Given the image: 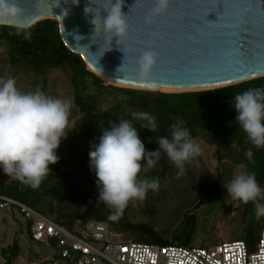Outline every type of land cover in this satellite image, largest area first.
Instances as JSON below:
<instances>
[{"label": "trees", "instance_id": "trees-1", "mask_svg": "<svg viewBox=\"0 0 264 264\" xmlns=\"http://www.w3.org/2000/svg\"><path fill=\"white\" fill-rule=\"evenodd\" d=\"M18 31L20 35H16ZM25 31L31 33L30 39L24 38ZM54 72L64 75L61 94L65 93L66 98L73 100L69 131L56 150L60 159L55 165H50L51 171L39 188L33 189L13 179L0 183V194L23 203L60 226L71 228L77 218H84L106 222L111 231L133 242L182 247L189 243L191 231L176 226L169 230L158 227L161 214L157 206L160 201L157 194L159 189L150 190L142 201L129 202L116 219L111 218L114 210L98 200L97 178L90 170L88 153L90 145L99 142L102 131L110 128V122L118 124L119 120H131L147 151L158 148L156 137L170 138V126L174 123L187 128L191 138L195 139L199 131L220 122L227 125L228 132L238 131L241 134L235 141L241 156L249 148L254 158L258 152L264 151V148H255L248 141L246 133L236 121L237 113L232 104L236 94L252 88H264V77L219 89L187 93L104 86L96 75L87 70L80 56L71 54L64 46L56 21L43 20L28 29L0 26V78L14 77L22 92H32L39 87L45 94L57 98L59 91L54 85L55 80L49 81ZM133 111H144L155 116L157 130L153 133L141 128L144 121L133 119ZM160 159L167 160L165 165L161 169L155 165L147 173L149 178L159 180V187L167 177H182L177 178L178 170L170 165L166 154L161 152ZM204 197V194L197 196L199 203L195 208L201 205V198ZM13 211L25 220L28 240L35 243L30 238V222L16 209L8 213ZM18 234L19 231L10 245L0 248L2 264H13L21 255ZM243 242L247 246L251 244ZM46 252L44 258L30 255L28 263L39 259L46 264L49 253Z\"/></svg>", "mask_w": 264, "mask_h": 264}, {"label": "clouds", "instance_id": "clouds-1", "mask_svg": "<svg viewBox=\"0 0 264 264\" xmlns=\"http://www.w3.org/2000/svg\"><path fill=\"white\" fill-rule=\"evenodd\" d=\"M170 0H154L145 24L167 13ZM123 0H103L95 9L91 23L94 33L102 31L107 41L116 37L118 42L129 31L128 15L121 11ZM89 7L85 8L86 13ZM17 0H0V20H15L23 15ZM103 11L104 15H101ZM17 32L16 35H20ZM30 39V32H23ZM148 46L136 60L138 78L146 80L156 64L158 54ZM107 51H111V48ZM237 113L236 121L255 148H264V88H252L238 93L232 100ZM73 107L71 98H55L38 87L32 92H22L14 77L0 78V169L33 189L39 188L60 157L57 149L66 138L69 116ZM133 119L144 121L141 128L155 132L156 118L144 111L131 112ZM170 138L156 137L158 148L147 151L138 129L131 120L110 122L97 144L90 145L89 167L96 175L98 200L114 210L111 218H118L129 202L144 200L148 192L158 191L159 180L147 173L158 162L161 152L176 167L177 178L186 173L185 165L201 153V147L191 138L189 130L179 123L170 126ZM246 158H253L252 149L245 151ZM143 174V175H142ZM233 200L243 204L253 203L257 219L264 217V188L254 172L235 175L223 185Z\"/></svg>", "mask_w": 264, "mask_h": 264}, {"label": "water", "instance_id": "water-1", "mask_svg": "<svg viewBox=\"0 0 264 264\" xmlns=\"http://www.w3.org/2000/svg\"><path fill=\"white\" fill-rule=\"evenodd\" d=\"M17 2L23 15L0 20V26L28 29L43 20L56 21L64 46L80 56L104 86L101 78L142 88L200 92L264 77V0H170L167 13L152 24L144 21L154 0H123L129 31L118 42L116 37L107 41L102 31L94 33L92 14L103 0ZM149 45L158 59L148 79L141 80L136 60Z\"/></svg>", "mask_w": 264, "mask_h": 264}, {"label": "rangeland", "instance_id": "rangeland-1", "mask_svg": "<svg viewBox=\"0 0 264 264\" xmlns=\"http://www.w3.org/2000/svg\"><path fill=\"white\" fill-rule=\"evenodd\" d=\"M63 78L64 75L59 72L52 73L49 78V81L55 80L54 85L59 91L57 98L60 99L66 98L65 93L61 94ZM228 129L225 123L220 122L199 131L198 137L193 140L201 147L200 155L185 165L186 173L180 179L167 177L160 183V192L157 193L160 199L157 206L161 210L158 227L169 230L176 226L191 231L189 243L183 247L209 248L242 240L251 243L247 246L250 253L255 250L257 238L264 229V217L256 218L253 203L243 204L233 200L223 186L237 174L254 172L257 182L264 188V151L258 152L249 161L245 154L240 155L235 142L241 134L238 131L228 132ZM160 160L156 164L157 169H161L167 161ZM169 163L174 166L171 161ZM13 179L0 169V183ZM199 194L206 197L201 198V205L195 208L199 203ZM17 231L22 252L13 264H44L39 259L28 263L31 256L44 258L47 252L40 244L29 242L25 220L16 211H1L0 248L10 245Z\"/></svg>", "mask_w": 264, "mask_h": 264}, {"label": "built area", "instance_id": "built-area-1", "mask_svg": "<svg viewBox=\"0 0 264 264\" xmlns=\"http://www.w3.org/2000/svg\"><path fill=\"white\" fill-rule=\"evenodd\" d=\"M11 209L30 222L31 240L49 252L46 264H264V229L249 253L243 241L209 248L133 242L111 231L106 222L84 218L66 228L0 194V212Z\"/></svg>", "mask_w": 264, "mask_h": 264}, {"label": "bare ground", "instance_id": "bare-ground-1", "mask_svg": "<svg viewBox=\"0 0 264 264\" xmlns=\"http://www.w3.org/2000/svg\"><path fill=\"white\" fill-rule=\"evenodd\" d=\"M104 80V82L107 85H113L115 87H121V88H131V89H137V90H145V91H157V92H162V93H173V92H187L188 90H173V89H166V88H142V87H137V86H131V85H125V84H120L117 82H111L105 78H101ZM224 85H218V86H211V87H206L203 88L202 90H210V89H215V88H220L223 87ZM201 89H195L193 91H198Z\"/></svg>", "mask_w": 264, "mask_h": 264}]
</instances>
